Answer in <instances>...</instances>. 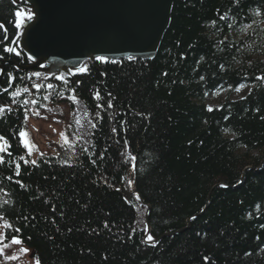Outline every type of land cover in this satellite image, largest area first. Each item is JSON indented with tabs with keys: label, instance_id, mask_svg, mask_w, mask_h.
<instances>
[{
	"label": "trees",
	"instance_id": "obj_1",
	"mask_svg": "<svg viewBox=\"0 0 264 264\" xmlns=\"http://www.w3.org/2000/svg\"><path fill=\"white\" fill-rule=\"evenodd\" d=\"M26 9L0 0V65L30 63L3 52ZM84 64L85 73L51 75L3 66L0 106L12 109L0 116L11 145V157L0 153V216L12 225L4 242L19 236L40 264H264V0H173L152 58ZM35 71L41 78L29 79ZM7 73L16 76L9 92L29 89L15 104L2 91ZM73 94L89 116L82 139L25 164L22 101H37L29 114L44 96Z\"/></svg>",
	"mask_w": 264,
	"mask_h": 264
},
{
	"label": "water",
	"instance_id": "obj_2",
	"mask_svg": "<svg viewBox=\"0 0 264 264\" xmlns=\"http://www.w3.org/2000/svg\"><path fill=\"white\" fill-rule=\"evenodd\" d=\"M34 19L20 36L23 53L38 63L15 65L18 71L76 70L96 56L117 61L150 59L169 24L173 0H23ZM2 75H0L1 77ZM148 234V232H147Z\"/></svg>",
	"mask_w": 264,
	"mask_h": 264
},
{
	"label": "rangeland",
	"instance_id": "obj_3",
	"mask_svg": "<svg viewBox=\"0 0 264 264\" xmlns=\"http://www.w3.org/2000/svg\"><path fill=\"white\" fill-rule=\"evenodd\" d=\"M239 89V91L233 92L230 96L235 98L243 94L245 88ZM223 98V92L214 93L210 95L208 104H215ZM45 103L46 107L38 109L40 116L33 114V110L37 109H30L29 118L23 129L27 131L30 140L36 145L30 160H36L38 156H41L40 153H43V155L55 154L61 149L74 148L78 141L82 139L88 126L89 116L86 111L79 103H73L68 97H65V100L60 102L57 100L53 101L49 97L48 100H45ZM48 109H51V111ZM61 132L67 137V143L61 137ZM4 229L5 227L0 223V233L4 234ZM4 241L3 239L0 247L3 245H8V247L4 248V254L0 255V264H35L31 250L25 254L19 251L20 247H25L24 245H11L10 241ZM10 255L16 258L9 259Z\"/></svg>",
	"mask_w": 264,
	"mask_h": 264
},
{
	"label": "snow or ice",
	"instance_id": "obj_4",
	"mask_svg": "<svg viewBox=\"0 0 264 264\" xmlns=\"http://www.w3.org/2000/svg\"><path fill=\"white\" fill-rule=\"evenodd\" d=\"M14 2H15V0H14ZM15 17H16V20H15V25L14 26L17 29V34L13 37V39H12L10 44H6L3 47V52L4 53H9V54H14L17 57H20L22 55L23 51H24V49L20 47V36L23 35V31L22 30L26 27L27 23L34 19V14L31 12L30 9L17 10L16 13H15ZM0 28H4V25L0 24ZM4 31H5L4 39L7 40L8 39L7 34H6L7 33V29H4ZM2 58H3L2 55H0V59H2ZM26 59L30 63H34V64L38 63L37 57L35 55H33V54H27ZM94 59L98 60V61H101V62H104V63L108 62V58H106L104 56H96ZM129 59H132V57H129ZM13 67L15 68L16 66L14 65ZM40 67H44V65L40 64ZM87 71H88L87 64H84L82 67L76 68V72H79V73H85ZM69 73L70 74H74V73L71 72V70H69ZM4 74H5L4 69L0 68V75H4ZM165 75H167V73H165ZM41 76H42V73L40 71H35V72H31L30 75L28 76V78L31 79V77H36V78L39 79V78H41ZM7 77H8V81H7L8 87L3 88L2 91L4 93H8V95L12 96L14 98L12 100V103L15 104L16 103L15 97H18V96L22 95L23 93L29 92V89L27 87H25L22 90V92L20 90L9 92V88L13 87V83L16 80V76H14L13 73H7ZM47 78L48 77H45V79H47ZM54 78L57 79V80H62V81H64V83L68 82L66 80V78L63 76V74L58 75V76H54ZM20 79H24V77H20ZM201 79H203V77H201ZM257 79L264 80V77H257ZM76 83L79 84L80 82L77 81ZM33 87H35L37 90H39L41 85L34 84ZM47 87L48 88H52L53 85L51 83H49L47 85ZM236 90L239 91L240 89L238 88ZM73 93H75V89H73ZM109 96H111V93H109ZM94 97H95V99L99 100L100 99V93L98 91L95 92L94 93ZM44 99L48 100L49 97L48 96H44ZM68 99L72 100L73 103H78L79 102L78 98H77V96L75 94H73L72 96L68 97ZM29 103L37 104V101L36 100L29 101L27 99L22 101L21 106L25 107V114H24L25 122H27V120L29 118L28 117V110L26 108V106ZM40 107L43 108V107H46V106L41 104ZM97 107H103V105H97ZM107 107L108 108H112L113 107V104H112L111 100L108 101ZM6 110L10 112L12 109L11 108H7L6 109L4 106H0V116H2ZM48 110L51 111V109H48ZM208 110L212 111L211 106H209ZM33 114L36 115V116H40L39 110H33ZM77 123H79V121H77ZM92 127L94 128V127H96V125L93 124ZM115 131H116V129L113 128V132H115ZM18 135L20 137V143L27 150V155L30 157L32 155V153H33V150L36 149V145L34 143H32V141L30 140L27 131L21 130V131H19ZM60 135L65 140V143H67V137L65 136V134L63 132H61ZM10 147H11V145L8 143L7 138L4 135L0 134V153H7V155L9 157H11V153L7 152V149L10 148ZM40 155H43V153H40ZM19 159L21 161H23L25 164L31 163L34 166L37 165V161L36 160H26L24 156H21ZM130 159L131 160H135V157H131ZM7 162L10 163L11 161H7ZM4 163H6L5 157L3 155H0V164H4ZM15 168H16L15 175L19 176L20 175V171H19L20 164L16 163L15 164ZM132 171L133 172L135 171V164L132 165ZM9 179H11V177H9ZM17 183H20V186L22 188L24 187V185L20 181H17ZM127 183H128V185H131L133 183V180L129 179L127 181ZM221 186L222 187H227V185H221ZM119 190L120 189H117V191H119ZM126 199H127V197H126ZM136 199H138V200L140 199L139 194H136ZM25 219H27V218H25ZM191 219L194 220L195 217H191ZM0 220H4V217L0 216ZM104 226L108 227V224L105 223ZM3 227L11 228L12 225L9 224L6 220H4ZM144 231L145 232L148 231V228H147L146 224H145ZM15 232L19 233L20 229L16 228ZM5 238H7V237H5L3 233H0V244H2V241ZM147 240L152 241V240H154V237L152 235L148 234L147 235ZM10 243H11V245H23L24 241L19 236L12 235L11 238H10ZM7 247H8V245H3L2 247H0V255L4 254V248H7ZM19 251L27 254V253L30 252V249H28L26 247H20ZM8 258L9 259H14L16 257L10 255ZM204 259L207 260L208 258L205 257ZM34 261H35V264H40L38 257H34Z\"/></svg>",
	"mask_w": 264,
	"mask_h": 264
}]
</instances>
